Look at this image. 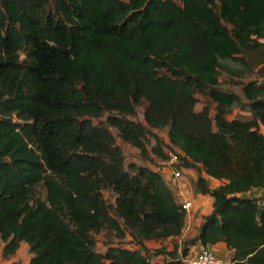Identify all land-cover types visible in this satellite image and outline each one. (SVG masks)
Instances as JSON below:
<instances>
[{
  "label": "trees",
  "instance_id": "obj_1",
  "mask_svg": "<svg viewBox=\"0 0 264 264\" xmlns=\"http://www.w3.org/2000/svg\"><path fill=\"white\" fill-rule=\"evenodd\" d=\"M198 95L213 108L195 111ZM236 106L248 115L229 120ZM140 107L143 122L130 120ZM110 128L144 159L170 151L199 172L212 203L193 237L178 244L175 186L125 166ZM263 188L264 0H0L4 258L26 244L27 264H184L221 243L231 264H264V198L249 197ZM101 230L128 232L135 249L96 252Z\"/></svg>",
  "mask_w": 264,
  "mask_h": 264
},
{
  "label": "rangeland",
  "instance_id": "obj_2",
  "mask_svg": "<svg viewBox=\"0 0 264 264\" xmlns=\"http://www.w3.org/2000/svg\"><path fill=\"white\" fill-rule=\"evenodd\" d=\"M221 82V89L224 91L232 92L236 95H238L242 100H244L241 92V88L239 86H236L231 83L226 77H222L220 79ZM198 104L195 106V111H200L203 106L206 104L211 105L209 103L208 98H204L202 96H197ZM214 105H211L213 108ZM143 107H140L137 109L136 116L129 117L130 120L135 122H143ZM211 115H213V111L211 112ZM238 116H247L248 113L244 112L240 109L239 106L233 107L231 110V114L228 116V119L231 120L233 118ZM101 120H105V117H103ZM94 124L97 123V121H93ZM111 133L113 134L115 138L116 144L121 148L122 154L124 156V163L125 166L128 165H136V166H145L150 168L151 170L158 171V168L160 166V160L156 159L153 155H149L148 158L144 159L143 156L139 154V151L133 148L132 146L124 143L117 135L116 130L114 128H110ZM153 134H156L165 145L166 143V134L163 131L160 132H153ZM150 137V136H149ZM150 142L147 144L148 150L154 145V140L150 137ZM167 149H165L166 151ZM189 172L186 173L183 180L180 182L170 181L168 179V174H165L166 179L169 180L168 182L175 186L176 191L181 190L184 195L187 196L188 199L191 200L193 204V210L191 214L189 215V219H187L186 222V234L184 239L190 238L191 235L194 234L195 229H197L198 224L202 221V218L206 215H208L211 211V200L206 196H199L195 191V179L196 176L199 175V172L197 171L194 173L193 171L188 170ZM211 187H217L220 185L219 182H213L210 181ZM104 199L108 202V204L114 205V194L110 191H104L103 192ZM249 197H257V198H264V194H253L249 195ZM196 209V211H195ZM93 242H94V250L98 253H104L108 248L115 247L119 245H123L130 249H135V246H133V238L132 236L127 232L125 238L123 240L117 239V236L113 232H109L106 230H101L98 233H95L92 235ZM183 238L180 240L181 242L184 240ZM175 241L173 240H165V241H150L146 244L147 248L150 250H156L161 247H173ZM179 244V243H178ZM2 244L0 243V264H14V263H23L26 264L31 257V255L28 252V247H26L25 244H22L16 254L10 258H4L2 256ZM228 260V259H227ZM158 260L154 259L153 264H157Z\"/></svg>",
  "mask_w": 264,
  "mask_h": 264
},
{
  "label": "built area",
  "instance_id": "obj_3",
  "mask_svg": "<svg viewBox=\"0 0 264 264\" xmlns=\"http://www.w3.org/2000/svg\"><path fill=\"white\" fill-rule=\"evenodd\" d=\"M178 157L173 152H167V157L165 160L160 161V166L158 170L163 174H168V179L170 181L180 182L184 179L188 170H185L183 167H179ZM164 174V175H165ZM167 178V177H166ZM168 180V181H169ZM264 194V188L261 191ZM176 204L186 213L188 217L192 210L193 204L190 199L181 190L176 191L175 193ZM184 264H218L215 253L211 248H200L195 255H188L183 259Z\"/></svg>",
  "mask_w": 264,
  "mask_h": 264
},
{
  "label": "crops",
  "instance_id": "obj_4",
  "mask_svg": "<svg viewBox=\"0 0 264 264\" xmlns=\"http://www.w3.org/2000/svg\"><path fill=\"white\" fill-rule=\"evenodd\" d=\"M210 181H213V182H215L214 180H209V184L211 185V183H210ZM199 196H202V195H200V194H198ZM204 197V196H203ZM207 197V196H206ZM209 198V197H208ZM210 199V198H209ZM211 200V199H210ZM211 203H212V200H211ZM195 211H196V209H195ZM211 212V211H210ZM189 217L190 216H188L187 218H186V222H187V219H189ZM201 223V222H200ZM199 223V224H200ZM199 224H198V226H199ZM198 226H197V228H198ZM186 227H185V230H184V232H183V235L181 236V239L183 238L184 239V237H185V234H186ZM196 234V229H195V231H194V234L193 235H191L190 237H193L194 235ZM181 239H178V243H179V245H181ZM22 245V244H21ZM26 245V244H25ZM26 247H28L27 245H26ZM200 249V247H198V246H193L191 249H190V251H189V255L190 256H192V255H195L196 254V252L198 251ZM211 249H212V251L215 253V255H216V258H217V260H218V264H231L230 263V258H231V256H232V251H229L228 249H226V247H225V245L224 244H217V245H215V246H212L211 247ZM30 259V258H29ZM228 259V260H227ZM28 262H29V260H28ZM27 262V263H28ZM26 263V264H27ZM23 264V263H22Z\"/></svg>",
  "mask_w": 264,
  "mask_h": 264
}]
</instances>
